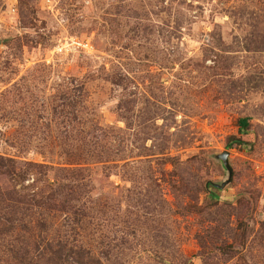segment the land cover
Segmentation results:
<instances>
[{
    "label": "rangeland",
    "instance_id": "rangeland-1",
    "mask_svg": "<svg viewBox=\"0 0 264 264\" xmlns=\"http://www.w3.org/2000/svg\"><path fill=\"white\" fill-rule=\"evenodd\" d=\"M0 160V264H264V0H0Z\"/></svg>",
    "mask_w": 264,
    "mask_h": 264
},
{
    "label": "trees",
    "instance_id": "trees-1",
    "mask_svg": "<svg viewBox=\"0 0 264 264\" xmlns=\"http://www.w3.org/2000/svg\"><path fill=\"white\" fill-rule=\"evenodd\" d=\"M240 132L241 134H245L247 132V129L248 127L250 126L249 124V120L244 118V119H241L240 120ZM239 142V140H236ZM231 145L233 144H230L228 147H231ZM6 166V163L3 162V160L1 161L0 160V169H4V167ZM4 194L1 190V186H0V221H5L6 223H0V228H1V231H0V239H4V237H1L3 235H5L6 232L10 231V228L7 230V229H4L2 230L3 228V225H9L10 226H14L13 222L17 220V222L20 224V219H19V215H20V210L19 208L17 207V202L18 200H13L12 199V202L13 204L10 205L9 208H3V198H4ZM29 195H25L24 199L22 200L24 203H26L28 200H29ZM9 223V224H8ZM17 230V228L15 229V231ZM11 253V251H9ZM13 252V250H12ZM8 253V254H10ZM75 254V253H74ZM80 253L76 254V255H79ZM56 256L58 257V254H56ZM79 257H82L79 255ZM81 259V258H79Z\"/></svg>",
    "mask_w": 264,
    "mask_h": 264
},
{
    "label": "water",
    "instance_id": "water-1",
    "mask_svg": "<svg viewBox=\"0 0 264 264\" xmlns=\"http://www.w3.org/2000/svg\"><path fill=\"white\" fill-rule=\"evenodd\" d=\"M218 158L223 161L226 169L229 171L230 176L232 177L233 170H232L230 162H229V154L228 153H224L222 156H220Z\"/></svg>",
    "mask_w": 264,
    "mask_h": 264
}]
</instances>
